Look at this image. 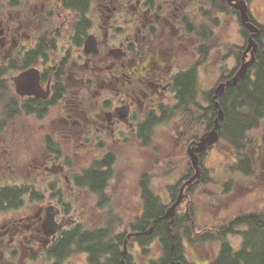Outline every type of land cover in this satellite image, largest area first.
Instances as JSON below:
<instances>
[{
    "label": "flooded vegetation",
    "instance_id": "flooded-vegetation-1",
    "mask_svg": "<svg viewBox=\"0 0 264 264\" xmlns=\"http://www.w3.org/2000/svg\"><path fill=\"white\" fill-rule=\"evenodd\" d=\"M245 1L250 21L259 28L255 44L254 32L229 1L8 0V11L0 17L3 79L16 90L12 77L38 69L42 93L48 95L19 96L25 105L40 104L42 120L55 111V131L44 134L47 144L38 164L27 167L26 175L0 183V190L16 189L9 198L12 204L0 209V264H222L224 256L231 262L223 264H255L238 254L251 252L246 236L264 237V199L248 203L246 212L222 209L202 229L174 231L170 221L166 229L154 230V223L137 228L142 213L126 227L111 210L102 225H90L94 162L110 160V168H101L109 171L107 193L115 175V147L151 146L158 127L167 124L175 125L174 152L185 153L189 166L170 185L164 204L171 206L183 190L175 215L194 226L193 216L199 220L204 214L195 213L192 194L204 183V157L218 141L197 153L202 174L189 185L197 172L190 151L212 129L206 130L205 117L215 125L217 86L251 59L254 45L256 59L264 46V22L253 12L252 1ZM227 15L240 26L241 44L222 46L219 41ZM207 82L210 88H205ZM213 105L216 112L206 115ZM62 137L80 142L88 157L94 148L103 153L89 165H67L59 154ZM258 156L264 158L263 148L252 152L250 164ZM82 189L85 198L78 196ZM98 200L107 208L111 198ZM243 216L245 222H237ZM56 225L61 227L54 231ZM93 233L106 244H94ZM176 234L179 244L174 243ZM205 247L214 250L213 256L199 255Z\"/></svg>",
    "mask_w": 264,
    "mask_h": 264
},
{
    "label": "rangeland",
    "instance_id": "rangeland-1",
    "mask_svg": "<svg viewBox=\"0 0 264 264\" xmlns=\"http://www.w3.org/2000/svg\"><path fill=\"white\" fill-rule=\"evenodd\" d=\"M251 1L253 12L258 19L264 22V0ZM7 2L8 0H0V17L8 11ZM220 33L221 40L219 41L222 46L243 42L238 22L229 15L222 19ZM210 84L207 82L204 85L205 88H210ZM54 116L55 111L53 110L43 120L20 112L18 116L7 121L4 131L0 132V183L16 180L18 176L26 175L27 167L39 163L38 160L43 158L47 144L44 134L55 131V126L51 122ZM174 130L175 125L159 126L155 141L151 146H133L131 143H126L123 147H115L113 152L116 161L113 162L112 167L115 175L106 193L111 200L108 201L107 208H101L102 205H98V196L91 195L92 219L90 220L92 222L90 225L92 227L102 225L105 215L110 210L120 215L123 226L127 227V223L142 212L140 181L145 174L155 193L160 195L164 203L169 202L170 185H175L177 180L187 173L189 166L185 153L174 152ZM249 138L251 144L247 153L250 157L254 150H258L259 153L260 149H264V124L252 131ZM58 143L62 152V161L67 165L83 167L103 153L94 148L92 155L88 157L85 147L80 145V142L72 143L66 137H62ZM176 148L180 150V147ZM241 159L242 156L237 154L223 139L219 140L204 157V183L192 194V206L195 213L203 212L204 214L202 213L199 220L192 215L196 219L192 228H207L222 209L225 211L229 209L235 213L246 212L248 203L262 202L264 199V174L262 173L264 158L258 156L247 172L238 167ZM85 193L82 189L78 196L85 198ZM83 202L80 205L83 206ZM215 202L219 205H214ZM3 214L0 213V221ZM208 243L212 242L201 244L208 245ZM194 244L199 245L196 242ZM201 251L199 255L202 257L213 256L214 253V250L209 247Z\"/></svg>",
    "mask_w": 264,
    "mask_h": 264
},
{
    "label": "trees",
    "instance_id": "trees-1",
    "mask_svg": "<svg viewBox=\"0 0 264 264\" xmlns=\"http://www.w3.org/2000/svg\"><path fill=\"white\" fill-rule=\"evenodd\" d=\"M257 54V59L252 67L249 68L247 75L240 79L234 87L230 88L228 86L224 95H220L219 98L221 107L225 111V118L221 121V127L219 128L220 140H225L237 154L242 156L238 167L244 172H247L251 165L250 157L247 153L251 144L249 135L264 124V46L261 47ZM5 75V67L0 61V132L4 131L7 121L18 116L20 112L40 117L38 109H41L40 104L37 103L25 105L23 103L24 100H21L10 82L3 79ZM205 112L206 115L210 112L214 114L216 108L213 105L211 108L206 109ZM205 119L207 120L205 124L208 127L206 130L213 128L214 122L211 121L210 123L208 116ZM59 154L62 160V152L60 151ZM106 161L97 160L93 165L92 191L100 198L107 196L104 192V184H106V179L109 178V171H101L103 166L111 167L110 160L108 163ZM148 181L146 174L143 175L140 181V190L141 198L145 200L142 203V214L137 221L138 225L136 227L143 229L154 223V230L166 229L170 221L165 216L167 205L160 200V195L155 193ZM15 190L8 187L0 190V209L5 207L6 204H12V200L9 198L14 194ZM245 219V216L240 217L237 222H245ZM254 220L257 221L256 218ZM169 227L177 231L180 229H191L192 225L190 221L184 220L182 215H175L173 221L169 223ZM93 238L94 244H106L103 241L101 242V235H98V233H93ZM178 238L179 235L176 234L175 244L180 243L176 240ZM166 243L169 244L170 242ZM248 245L252 246L251 252L247 253L246 249H244L238 254V257L243 260H252L255 264L263 263L264 237L258 233L250 234L246 236L245 246ZM226 258L227 256L221 258L222 264L231 262V260Z\"/></svg>",
    "mask_w": 264,
    "mask_h": 264
},
{
    "label": "water",
    "instance_id": "water-1",
    "mask_svg": "<svg viewBox=\"0 0 264 264\" xmlns=\"http://www.w3.org/2000/svg\"><path fill=\"white\" fill-rule=\"evenodd\" d=\"M223 1H229L231 5L240 9L243 23H245L247 26H249L251 28V30L254 32L251 36V43L255 44L253 37L256 36V33L259 31V28L250 21V17L248 15V4H247V2L245 0H237L235 2H234V0H223ZM254 46H255V48L252 52L251 59L246 61V62H243L242 66L239 68L237 73L234 76H232L231 78H229L226 82L219 84L215 90L214 100H215V106L218 108V116L215 119L214 127L211 130L204 133V135L201 137L200 142H198L197 147L194 148V151L193 150L190 151V155H191L193 164L197 169V172L194 176H192L186 182V184L190 185L192 181H194V180L199 181L201 178L202 168L199 166V159H198L197 153L201 152V151H205L208 146L213 145L214 143H216L219 140V137H220L219 128L221 127V121H223L225 118V111L221 107V104L218 100L219 95L224 94L226 87L236 85L240 79H243L247 75L249 68L253 65V63L256 60L255 50H256L257 45H254ZM249 48H251V44H250ZM12 80L15 83L16 90H17L18 94L21 96H24V95H36V96L43 95V93H42L43 88L40 84L39 70L36 68L26 70V71H24V72H22L16 76L12 77ZM47 95H48V93L46 92L43 96H47ZM182 198H183V190L181 191L177 200L171 206H169L166 209L165 216L167 219L170 220V222L173 221L176 208L182 202ZM60 227H61V225H56L53 230L55 231L56 229H58ZM151 229L152 228H150L149 230H151Z\"/></svg>",
    "mask_w": 264,
    "mask_h": 264
}]
</instances>
